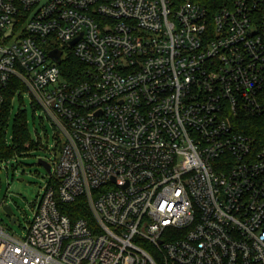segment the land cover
Listing matches in <instances>:
<instances>
[{
	"label": "built area",
	"instance_id": "2783aa9c",
	"mask_svg": "<svg viewBox=\"0 0 264 264\" xmlns=\"http://www.w3.org/2000/svg\"><path fill=\"white\" fill-rule=\"evenodd\" d=\"M13 78L58 136L0 264H264V134L234 125L264 112V7L0 0V114ZM79 196L93 222L59 208Z\"/></svg>",
	"mask_w": 264,
	"mask_h": 264
},
{
	"label": "rangeland",
	"instance_id": "374dc122",
	"mask_svg": "<svg viewBox=\"0 0 264 264\" xmlns=\"http://www.w3.org/2000/svg\"><path fill=\"white\" fill-rule=\"evenodd\" d=\"M13 104L7 128L8 145L13 143L14 117L18 112L26 115L31 137L40 141L25 154L0 161V223L11 234L24 236L34 213V204L50 180V174L38 163V158L51 155L58 130L46 112L32 103L28 92L23 93L22 100L16 95ZM4 204L12 206L13 215L5 211ZM13 216L17 219L12 223Z\"/></svg>",
	"mask_w": 264,
	"mask_h": 264
},
{
	"label": "trees",
	"instance_id": "16d2710c",
	"mask_svg": "<svg viewBox=\"0 0 264 264\" xmlns=\"http://www.w3.org/2000/svg\"><path fill=\"white\" fill-rule=\"evenodd\" d=\"M198 1L205 3L209 8H215L224 3H230L232 0ZM250 1L258 3L260 7H264V0ZM60 69L63 76L66 78H76L82 71L87 69V64L81 61L77 56H75V54L70 53L60 63ZM18 89L20 91H18ZM23 91H25V86L17 78H13L4 91V101L0 114V160L25 154L29 149L34 146L37 147L40 143L39 140L36 141L31 137L27 117L21 112L16 113L14 117L13 143L12 145H8L7 143V128L9 126L10 113L14 106L13 98L18 95L22 100ZM234 125L238 131L254 135L259 138L264 134V112L257 115L244 111ZM59 208H61L63 212L67 213L73 219L84 217L90 222H93L92 213L89 209L85 196H79L70 203H59Z\"/></svg>",
	"mask_w": 264,
	"mask_h": 264
},
{
	"label": "water",
	"instance_id": "95a60500",
	"mask_svg": "<svg viewBox=\"0 0 264 264\" xmlns=\"http://www.w3.org/2000/svg\"><path fill=\"white\" fill-rule=\"evenodd\" d=\"M75 40H73L71 43H74ZM61 53L62 51L60 49H53L49 52V55L50 57H52L56 62H60L61 61ZM38 163L41 164L42 166H44V168L47 170L48 173L51 172V166H50V163L45 160L44 158L40 157L38 158ZM20 180H23V178H20ZM2 202V200H1ZM5 211L9 214V215H13V209H12V206L10 204H4L3 205ZM17 219L16 216H13L12 217V223L15 222Z\"/></svg>",
	"mask_w": 264,
	"mask_h": 264
}]
</instances>
